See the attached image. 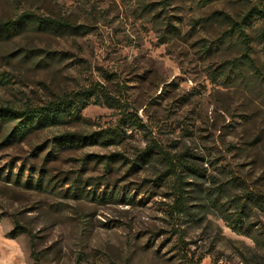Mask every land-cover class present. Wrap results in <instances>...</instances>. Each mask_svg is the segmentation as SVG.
I'll return each mask as SVG.
<instances>
[{"label": "rangeland", "instance_id": "obj_1", "mask_svg": "<svg viewBox=\"0 0 264 264\" xmlns=\"http://www.w3.org/2000/svg\"><path fill=\"white\" fill-rule=\"evenodd\" d=\"M260 2L0 0V109L87 96L0 144V264H264Z\"/></svg>", "mask_w": 264, "mask_h": 264}, {"label": "trees", "instance_id": "obj_2", "mask_svg": "<svg viewBox=\"0 0 264 264\" xmlns=\"http://www.w3.org/2000/svg\"><path fill=\"white\" fill-rule=\"evenodd\" d=\"M162 3H167L168 0H160ZM203 3H209L214 0H200ZM217 17L221 18L223 22L227 25V29L232 34L237 35V39L240 41V45L243 48V57L246 58L249 62H255V58L250 55L249 52V34L247 32L248 28L251 26V23L255 20L260 21V28L258 30L259 37H263V54H264V4L260 2L259 4L252 5L247 11H245L242 15L238 18H234L225 12H216ZM31 18L27 14H21L15 19H7L4 21H0V36L10 35L11 32L17 31L19 29L24 28L28 21ZM42 24L45 19H40ZM255 64V63H254ZM85 97V98H84ZM87 96L84 92H76L73 94H67L64 97L58 98L56 100L50 101L45 106H37L32 108H27L25 110H6L0 109V119L2 118H10L13 119L15 117H20L21 119L17 124L13 127V129L6 135L2 143L4 144L7 142L12 141L15 138L22 136L26 131L33 127H40L50 123H54L57 121H62L67 118L77 117L79 112L81 111L82 107L85 106ZM126 118H122V121H125ZM121 120V119H120ZM131 120V119H128ZM108 134V133H107ZM106 134V135H107ZM116 133H114L115 135ZM104 135V136H106ZM83 138L84 141L87 138ZM108 141L113 140L111 136H108ZM68 141H73V138L70 137H59L56 139L57 144H64ZM108 159L112 158V155L107 156ZM106 163H109L108 161ZM194 169V168H193ZM37 186H40V179L37 181ZM224 186L219 188L218 190H222ZM181 188H179L180 190ZM182 190V189H181ZM251 202L259 201V198L251 195L249 197ZM182 195H179L176 199V202H179L182 205ZM213 200V199H212ZM214 202V200H213ZM180 207V206H179ZM178 207V208H179ZM246 207V202L241 206V212L244 211ZM36 257V256H34ZM34 259H37L34 258Z\"/></svg>", "mask_w": 264, "mask_h": 264}]
</instances>
